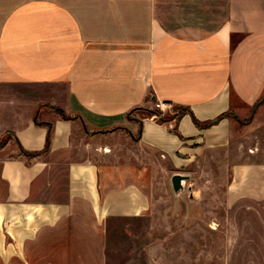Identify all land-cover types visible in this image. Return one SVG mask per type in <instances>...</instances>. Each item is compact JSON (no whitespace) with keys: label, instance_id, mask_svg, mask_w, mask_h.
I'll use <instances>...</instances> for the list:
<instances>
[{"label":"crops","instance_id":"0c3cea01","mask_svg":"<svg viewBox=\"0 0 264 264\" xmlns=\"http://www.w3.org/2000/svg\"><path fill=\"white\" fill-rule=\"evenodd\" d=\"M263 94L264 0H0L1 262L106 264L108 221L214 152L227 211L264 208Z\"/></svg>","mask_w":264,"mask_h":264},{"label":"rangeland","instance_id":"374dc122","mask_svg":"<svg viewBox=\"0 0 264 264\" xmlns=\"http://www.w3.org/2000/svg\"><path fill=\"white\" fill-rule=\"evenodd\" d=\"M263 121L264 108L254 126ZM232 162L224 152L198 159L179 193L166 170L158 174L146 215L108 221L106 264H264V208L225 207Z\"/></svg>","mask_w":264,"mask_h":264},{"label":"trees","instance_id":"16d2710c","mask_svg":"<svg viewBox=\"0 0 264 264\" xmlns=\"http://www.w3.org/2000/svg\"><path fill=\"white\" fill-rule=\"evenodd\" d=\"M264 102V94L263 96H261L255 103L254 105L252 106V112H254V110ZM51 108H53V110L55 112H57L62 118L64 119H70L71 116H69L68 114H66L63 110H61L60 108L58 107H55V106H51ZM176 112H177V115H180L182 114L185 110L184 109H180V108H176ZM136 109H133L131 112H129V114L127 115L129 119H133L134 117H132V113L135 111ZM149 114H152L153 113V110L149 111L148 112ZM228 112L226 113H222L220 115H218L216 118L212 119V120H209V121H205V122H202L200 123L199 121H197L194 117H193V120L195 122V124H197L198 126H201V127H207V126H210L211 124L217 122L218 120H220L222 117L224 116H228ZM169 117V116H168ZM168 117H164L163 115H161V117L159 118L160 121H164L166 120V118ZM232 117L236 118L237 121H239L240 123H246L249 121L250 117L249 118H239V117H236L234 114H232ZM47 125V135H46V140H45V146L44 148L41 150V151H27L25 150L23 147H21V145H19L18 141L16 140V143H17V146H18V149H19V155H22L24 156L25 158H32V157H35V156H38L40 154H42L49 146V142H50V136H51V124L50 123H46ZM12 134L11 132L7 131L3 136H2V139L0 140V146H3L4 144H6L8 142L9 139H11L12 137ZM140 135V133H139ZM134 139L137 138L136 136L133 137Z\"/></svg>","mask_w":264,"mask_h":264},{"label":"water","instance_id":"95a60500","mask_svg":"<svg viewBox=\"0 0 264 264\" xmlns=\"http://www.w3.org/2000/svg\"><path fill=\"white\" fill-rule=\"evenodd\" d=\"M189 178L187 174L175 172L170 177L172 189L175 193H179L184 187L185 181Z\"/></svg>","mask_w":264,"mask_h":264},{"label":"built area","instance_id":"2783aa9c","mask_svg":"<svg viewBox=\"0 0 264 264\" xmlns=\"http://www.w3.org/2000/svg\"><path fill=\"white\" fill-rule=\"evenodd\" d=\"M172 107L173 106L170 103L163 102V101H156V102L153 103L154 112L152 113V115L155 118L159 119L164 112H166L167 110L168 111L172 110ZM154 108H156V109H154Z\"/></svg>","mask_w":264,"mask_h":264}]
</instances>
